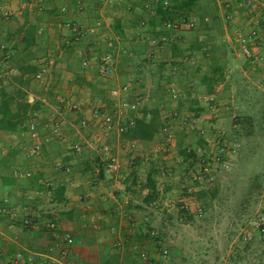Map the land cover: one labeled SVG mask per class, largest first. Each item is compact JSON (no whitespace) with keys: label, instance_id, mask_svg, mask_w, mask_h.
<instances>
[{"label":"crops","instance_id":"0c3cea01","mask_svg":"<svg viewBox=\"0 0 264 264\" xmlns=\"http://www.w3.org/2000/svg\"><path fill=\"white\" fill-rule=\"evenodd\" d=\"M167 1L168 6L160 7L159 0H0V103L3 95L16 99L24 94L32 104L17 113L22 122L15 130H0V150L5 151L0 155V196H7L15 210L11 228L8 219L0 218V264H12L18 252L34 264H154L156 246L148 233L180 223L185 218L179 209L189 214L191 208L200 210V199L181 194L190 187L185 180L191 172L171 160L153 158L161 133L147 142L128 141L112 131L101 138L103 150L91 111L117 112L109 92L122 84L128 88L122 99L138 103V108L174 107L167 91L174 86L180 95L174 65H192L196 76L183 90L193 98L203 120L200 126L206 127L209 118L214 127L229 130L231 107L246 104L247 98L239 96L246 94L245 86L259 80L264 96V50L261 61H253L240 53L234 40L236 30L246 33L252 27L262 33L264 0H251L253 9L227 0L239 10L229 23L223 20L225 0H195L184 15L194 27L176 34L163 27L165 20L181 18L162 14L169 12L172 3ZM66 23L94 31L75 40ZM28 28L33 34L25 46ZM161 36L169 40L159 51L155 41ZM102 53L116 60L112 77L98 72L94 58ZM27 65L34 73H20ZM14 103L9 105L12 111ZM69 103L81 110L70 112ZM208 104L215 110L207 111ZM140 111L123 117L139 118ZM32 119L38 123L34 140L27 132ZM80 119L86 120L84 128L78 126ZM53 120L59 122L58 134L45 128ZM35 142L41 151L28 158ZM73 144L80 145V152L72 150ZM109 160L117 163L116 173L106 169ZM15 170L31 175L15 179ZM148 176L154 178L149 189L144 186ZM199 189L192 186L193 192ZM24 217L34 221L33 229L20 226ZM49 223L54 229L46 228ZM65 234L72 238L70 245L62 240Z\"/></svg>","mask_w":264,"mask_h":264},{"label":"rangeland","instance_id":"374dc122","mask_svg":"<svg viewBox=\"0 0 264 264\" xmlns=\"http://www.w3.org/2000/svg\"><path fill=\"white\" fill-rule=\"evenodd\" d=\"M189 66L174 65L175 72L179 71L180 95L174 107L159 110L162 130L152 152L156 162L157 158L171 160L190 171L185 180L190 187L183 188L181 194L192 196L196 193L192 186L199 185L205 191L200 200L208 204L200 210L191 208L192 214L185 212L194 219L182 214L185 219L180 223H167L159 234L153 231L164 243L155 247L154 264H264V236L252 226L254 221H261L264 227V96L259 80L245 86L246 94L240 93L241 98H247L245 105L231 107L229 130L214 127L209 118L203 127L193 98L183 90L196 76ZM207 107L209 112L215 110L210 104ZM181 150L184 155L179 154ZM213 155L219 162L210 160ZM200 159L206 160L202 163Z\"/></svg>","mask_w":264,"mask_h":264},{"label":"built area","instance_id":"2783aa9c","mask_svg":"<svg viewBox=\"0 0 264 264\" xmlns=\"http://www.w3.org/2000/svg\"><path fill=\"white\" fill-rule=\"evenodd\" d=\"M39 1V0H37ZM235 3L238 6H244L250 9H253L255 7V4L251 0H234ZM224 8H227V11L223 14V20L226 23H229L231 19L237 15H239V10L236 7L231 6L227 0H225ZM162 5L168 6V1L164 0L162 1ZM263 8V17L261 18V27H262V33H258L256 29L250 28L245 32H243L242 29L236 30L234 35L235 43L238 46V49L240 53L246 57V58H252L253 61H261L262 58V51L264 50V6ZM65 9H62L61 11H64ZM5 16V15H4ZM257 20V19H256ZM254 21L255 25H257V21ZM67 30L70 34V37L73 39H78L82 36H84L86 33H92L94 31L93 28H82L79 27L73 23H66ZM163 27L166 31H168L171 34L178 33L181 29H192L194 27L193 23L186 20L184 17H181L177 19L176 21H169L165 20L163 22ZM169 38L166 36H161L157 41H155V45L159 51H162L164 49V45L168 42ZM94 61L98 64V72L102 77L109 78L114 75L115 72V65L116 60L114 56L111 54H99L94 58ZM82 66H87V63L83 62ZM44 72V69H41L37 75L36 78H40ZM127 85L122 84L121 86L110 90L109 94L110 96L115 100V107H117V112L115 113H108V112H100L98 109H94L91 111V117L93 121L96 123L99 129L100 138L105 139L109 136V134L112 131H115L116 133L121 134L124 130V115L128 111L136 112L138 103H128L123 97H119L120 94H126L127 93ZM168 94L169 98L171 100H176L179 97V94L174 86L168 87ZM119 107V112H118ZM68 110L73 113H77L81 110L80 106L77 103H69L68 104ZM125 113V114H124ZM131 122V121H129ZM58 121L53 120L51 122V125H47L45 128L53 134H58ZM38 123L36 119H32L27 127L28 135L31 139L36 138V127ZM78 126L80 128H84L86 126V120L80 119L78 121ZM164 130V129H163ZM103 150L106 149V145L102 143L100 145ZM72 150L75 153L80 152V145L79 144H73L71 146ZM41 151V146L39 143H33L30 148L26 152V156L28 158H35L39 155ZM0 155H5V151L0 150ZM211 161L214 163L219 162V158L217 155H213L210 158ZM202 163H204V160H201ZM205 165V164H204ZM106 169L112 173H116L118 171V165L113 160H109L108 163H106ZM205 171V169L203 170ZM29 171H18L15 170L13 172V178L19 179V178H29L30 177ZM22 212L26 211V208L21 209ZM15 216V210L9 200V198L5 195L0 196V218L5 217L9 220V228L12 227V218ZM20 226L24 229H33L35 227V223L31 218L24 217L19 222ZM252 226L258 231V233L262 236H264V227L261 221H254L252 223ZM46 228L48 229H54V225L52 223H49L46 225ZM154 232H150V235H153ZM62 240L65 244L70 245L72 243V238L69 235H63ZM162 254L165 255L166 251L164 249L161 250ZM66 251H61V257L66 258ZM140 258L143 260H146L145 253H140ZM22 261H25L26 264H34V261L31 257H27L26 259L23 258L22 254L20 252L15 253L12 258V264H18ZM45 264H51V262H47ZM66 264H72L71 262H67Z\"/></svg>","mask_w":264,"mask_h":264},{"label":"trees","instance_id":"16d2710c","mask_svg":"<svg viewBox=\"0 0 264 264\" xmlns=\"http://www.w3.org/2000/svg\"><path fill=\"white\" fill-rule=\"evenodd\" d=\"M162 1L159 0L160 7L162 6ZM195 0H170L172 4L169 6V12L168 9L165 10V12H162V14L165 13V15L169 14L172 18L176 17H184V15L190 10ZM168 12V13H167ZM7 15L4 17L7 19ZM33 34L32 28H28L27 32L25 33V37L22 40L25 46H28L30 44V37ZM35 68L32 66H26L23 69H21L20 73L22 74H30L34 73ZM24 94H20L15 97L5 96L3 95V100L0 103V130L3 131H13L15 130L16 126L22 122V119L18 117V112L25 113L28 109L32 108V104H29L26 102ZM19 99L20 101H18ZM16 100V101H15ZM14 103V109L13 111L9 108V105ZM101 112V111H100ZM131 113H134L132 111H128ZM127 112V113H128ZM141 116L139 118L130 117L131 120H127L124 118V130L122 131V136L128 140V141H151L152 138L159 134L161 132L162 123L161 116L159 115V110L157 108L155 109H145L142 108ZM131 121V122H129ZM236 135V134H235ZM201 144V142L199 143ZM179 154L184 155V150L179 151ZM200 160H206V159H200ZM151 176V175H150ZM148 176L145 183V188H151L154 183V178ZM197 200L201 199L202 196L205 195V191L199 189L194 193ZM203 205H207V201L202 202ZM203 206L202 208H204ZM201 208V207H200ZM179 212L181 215H185L188 219H194V215H189L185 213L186 211L179 209ZM185 213V214H184ZM149 239L154 242V245L158 248H160V237L157 234L150 235V232L148 233Z\"/></svg>","mask_w":264,"mask_h":264}]
</instances>
